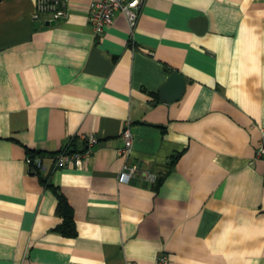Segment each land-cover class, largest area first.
Wrapping results in <instances>:
<instances>
[{"label": "crops", "instance_id": "obj_1", "mask_svg": "<svg viewBox=\"0 0 264 264\" xmlns=\"http://www.w3.org/2000/svg\"><path fill=\"white\" fill-rule=\"evenodd\" d=\"M91 1L54 21L0 0V264H264V0H144L100 36ZM173 72L183 91L165 101ZM87 134L92 154L56 167ZM126 162L138 172L120 181Z\"/></svg>", "mask_w": 264, "mask_h": 264}, {"label": "built area", "instance_id": "obj_2", "mask_svg": "<svg viewBox=\"0 0 264 264\" xmlns=\"http://www.w3.org/2000/svg\"><path fill=\"white\" fill-rule=\"evenodd\" d=\"M144 0H92L88 11V22L96 36L104 33L105 29L110 27L114 21V14L121 11L127 17L129 24L132 26L136 21L138 11ZM47 14L51 20H57L66 16L65 0H37L36 9L32 15L34 20L40 18L41 15ZM123 147L120 154L128 158L132 150V134L129 127L122 131ZM85 146L79 152H59L54 164L56 167L63 168L69 165H80L82 160L90 156L93 147L98 143L97 138L93 134H87L82 137ZM256 158L264 159V130H261L260 138L256 148ZM26 163L36 164L41 167V160L37 158L35 161L26 159ZM138 172L137 164L125 163L120 173V181H130ZM157 264H170V258L166 254H160L157 258Z\"/></svg>", "mask_w": 264, "mask_h": 264}, {"label": "trees", "instance_id": "obj_3", "mask_svg": "<svg viewBox=\"0 0 264 264\" xmlns=\"http://www.w3.org/2000/svg\"><path fill=\"white\" fill-rule=\"evenodd\" d=\"M84 146H85V143H84ZM84 146L82 147V149L84 148ZM80 150H66V151H68V152H79ZM59 152H61V151H59ZM59 152L52 154L53 160L55 159L56 155ZM27 158H29L32 161H35L37 158H39L41 160V165H42V153L39 151H29L27 153ZM173 163H174V160L170 159L169 162L165 165V168H166L165 174L168 173L172 169ZM29 169L32 173L39 175V171H40L41 167H38L34 163V164L29 166ZM161 180H162V177H158L156 179L154 188H156L160 184ZM55 194H56V201H57L56 212L61 217V223L57 228L62 233L66 234V235H69V236L74 235V232H75L74 221H73L72 210L70 208V205L68 204L67 200L65 199V197L62 194H60L58 192H55Z\"/></svg>", "mask_w": 264, "mask_h": 264}, {"label": "water", "instance_id": "obj_4", "mask_svg": "<svg viewBox=\"0 0 264 264\" xmlns=\"http://www.w3.org/2000/svg\"><path fill=\"white\" fill-rule=\"evenodd\" d=\"M53 23L54 22H52L51 24ZM183 87V77L176 72L171 73L167 83L159 90L160 99L170 101L179 98L182 94Z\"/></svg>", "mask_w": 264, "mask_h": 264}]
</instances>
